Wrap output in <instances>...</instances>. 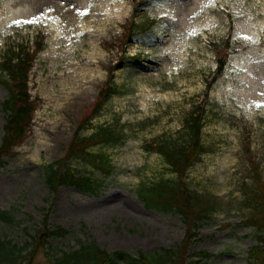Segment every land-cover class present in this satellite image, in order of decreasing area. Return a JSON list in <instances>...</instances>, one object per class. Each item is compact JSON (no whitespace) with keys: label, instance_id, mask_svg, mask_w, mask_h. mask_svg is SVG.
Instances as JSON below:
<instances>
[{"label":"rangeland","instance_id":"374dc122","mask_svg":"<svg viewBox=\"0 0 264 264\" xmlns=\"http://www.w3.org/2000/svg\"><path fill=\"white\" fill-rule=\"evenodd\" d=\"M15 1L0 0V64L17 44L44 40V50L29 80L37 107L32 128L0 166V212L13 218L12 224L0 221V236L24 246L46 221L50 231L67 232L38 247L33 264H53V254L90 242L108 253L171 251L167 264H254L260 239L245 221L253 213L251 159L264 180V0H211L186 24L161 19L175 15L174 0H117L110 20H82L81 27L97 30L94 38L73 43L54 12L34 14ZM228 38L239 52L209 90L217 69L213 44ZM109 84L119 91L97 113ZM8 95L0 85V142ZM195 106L204 112L207 152L188 171L187 183L214 212L189 233L178 214L145 207L137 191L173 178L163 157L145 146L174 136ZM106 125L126 138L124 145L92 150L109 160V175L67 160L80 128L90 136ZM65 159L77 177L91 178L95 193L67 185L50 189L45 167Z\"/></svg>","mask_w":264,"mask_h":264},{"label":"trees","instance_id":"16d2710c","mask_svg":"<svg viewBox=\"0 0 264 264\" xmlns=\"http://www.w3.org/2000/svg\"><path fill=\"white\" fill-rule=\"evenodd\" d=\"M43 47L44 40L35 42L32 47L17 44L5 53L1 61L0 85L7 90L9 95L7 100L1 104L7 120L0 142V166L3 165L2 158L17 148L27 138L32 128L31 124L37 107L30 93L29 80L35 59L44 50ZM213 52L216 55L218 67L215 72L216 77L208 84L209 90L212 84L224 75L223 72L229 59L238 51L234 49L228 38L223 44L214 43ZM118 91L116 87L109 84L101 93V102L96 104L95 111L98 113L108 96L115 95ZM204 119L203 109L195 106L184 117L183 126L174 136L161 138V141H152L145 146L146 152H154L163 157L173 178L162 177L149 185L142 184L137 191V196L145 207L153 208L161 213L178 214L189 233L193 232L197 225L207 220L214 212L213 204L200 199L197 193L191 191L187 183L188 171L207 152L202 139ZM83 130L84 127L77 131V136L70 144L67 160L90 163L95 170L98 169L105 175H109L112 169L109 160L104 154H95L92 150L96 146L124 145L126 138L121 137V134L109 125L97 128L90 136H82ZM64 161L66 159L45 167L46 181L50 189L56 191L59 186L67 185L95 193L91 178L77 177L68 163L63 164ZM249 167L254 187L250 188L251 196L248 202L253 213L245 224L255 227L261 244L252 250L251 260L254 264H264V247H262L264 245V180L254 160L249 161ZM0 221L12 224L13 218L7 212H0ZM35 233L39 238H30L24 246L13 244L10 240L0 236V264H33L38 247L44 244L46 247L51 237H63L67 234L66 231L60 229L50 231L47 221L42 230L38 229ZM39 241L41 242L37 246L35 243ZM46 253L49 254L50 251L47 250ZM172 253L171 251L154 255H145L142 252L132 254L123 251L108 253L100 249L96 242H90V244L81 243L78 249L63 251L60 257L53 254L51 260L53 264H167L168 257Z\"/></svg>","mask_w":264,"mask_h":264},{"label":"bare ground","instance_id":"6f19581e","mask_svg":"<svg viewBox=\"0 0 264 264\" xmlns=\"http://www.w3.org/2000/svg\"><path fill=\"white\" fill-rule=\"evenodd\" d=\"M124 1V0H118ZM117 0H16L15 3L20 6L31 7L34 14L46 12L47 10L54 12L56 16L61 18V22L65 23L66 32L64 37L71 38V43L75 40L85 38L90 40L94 38L97 33L96 29H84L81 27L82 20L85 16L91 15L89 22L101 23L105 20H110V7L114 5ZM177 5L174 8L175 15L163 14L161 19L167 20L172 24L181 23L186 24L187 21L197 19L202 13L203 9H208L211 0H174ZM120 6L126 7V3H121ZM17 14L10 15L13 20ZM171 37L175 38V33L171 32ZM170 35H168L170 37ZM70 43V44H71ZM259 91V89L257 90ZM77 93V92H75ZM74 93V94H75ZM80 92L77 97H80Z\"/></svg>","mask_w":264,"mask_h":264},{"label":"snow or ice","instance_id":"6c2138e0","mask_svg":"<svg viewBox=\"0 0 264 264\" xmlns=\"http://www.w3.org/2000/svg\"><path fill=\"white\" fill-rule=\"evenodd\" d=\"M27 23H31V22H33V21H26Z\"/></svg>","mask_w":264,"mask_h":264}]
</instances>
